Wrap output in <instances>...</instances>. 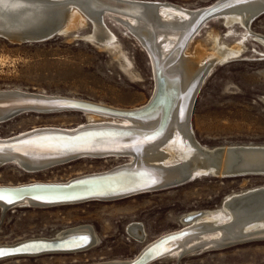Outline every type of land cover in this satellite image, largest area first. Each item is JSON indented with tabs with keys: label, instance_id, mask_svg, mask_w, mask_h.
Returning a JSON list of instances; mask_svg holds the SVG:
<instances>
[{
	"label": "rangeland",
	"instance_id": "374dc122",
	"mask_svg": "<svg viewBox=\"0 0 264 264\" xmlns=\"http://www.w3.org/2000/svg\"><path fill=\"white\" fill-rule=\"evenodd\" d=\"M141 1L168 2L196 11L220 0ZM103 18L105 28L115 35L109 48L86 37L94 31L89 18L64 36L42 43L13 44L0 38V91L76 97L117 109H135L148 102L155 90L149 52L125 25L107 13ZM222 21L223 17L207 19L183 47V54L192 53L201 44L210 52L212 30L225 46L239 41L243 44L240 55L217 65L199 83L188 114L190 125L196 140L209 148L264 145V45L257 38L264 37V14L254 19L249 29L239 24L226 26ZM126 62L130 63L127 71ZM88 121L77 110H28L0 123V139L20 136L34 128H77ZM129 162V156H80L33 171L11 162L0 167V185L66 182L125 167ZM263 185L264 175L200 176L119 199L0 207V245L54 238L80 228L93 229L94 233L93 242L78 253L3 258L0 264H106L130 260L156 238L187 227L182 221L188 213L198 211L199 215L217 209L229 194ZM133 224L143 230L142 241L131 234ZM221 245L203 250L191 248L150 264H264L263 237Z\"/></svg>",
	"mask_w": 264,
	"mask_h": 264
},
{
	"label": "bare ground",
	"instance_id": "6f19581e",
	"mask_svg": "<svg viewBox=\"0 0 264 264\" xmlns=\"http://www.w3.org/2000/svg\"><path fill=\"white\" fill-rule=\"evenodd\" d=\"M7 1L8 0H0V29H8L15 31L21 27H27V25L33 23L29 20L30 16L40 13H42V15H45L44 11L46 9H44L43 7L33 6V5L26 6L21 3H14V2L10 3V1L9 2ZM78 1L79 3H77V6H73V4L67 6V8L69 9L66 12V18H65L66 20H65V28H64V31H66L65 33H68L72 28L83 25L85 23V20L91 17L90 19L94 24V31L92 34L86 37L89 40H91V42H95L97 44L100 43L106 48L112 47L113 41L115 40V35L111 31L105 28L104 25L105 23L103 18L105 13H107L111 19H114L120 22L122 25H125V27L131 30L132 32L136 31L140 35L142 40H146L148 42V45L150 47V50L154 54V57L158 58L159 60H162L161 62L163 63V67H164L162 74L165 77V79H167L163 87V91L166 94V96H163L161 98L160 100L161 103L158 105V107H156L155 110H153L151 113L148 114L146 113V115L145 114L143 116L140 115L141 118H128L123 116L98 113L94 111L70 109L72 111L73 110L82 111L87 116L89 121L87 123H84L83 125H79L80 127L77 128L74 127L71 129L55 128V127L54 129L52 128V126L51 128L48 127L34 128L31 131L21 133L20 135L22 136L20 137H24L25 135L27 136V134H31V132L41 129L65 130L68 132V135L69 133L73 134L74 132L77 131V129L78 130L88 129L87 133L83 134L82 136L71 137V138H66L70 136L61 137L52 134L49 136L46 135L37 136L39 139H37V137H34L32 139L27 140L30 141L29 143L18 144L16 146L18 147V150H27L28 152L32 153L31 155H34V154L44 153L45 150H48L50 147L66 146V147L77 148V147H83L89 144V142L91 141L100 143L98 147H103V148L106 147L104 146L106 144L112 145L111 146L112 148L125 149L129 152H123V153L115 152V154H109V155L107 154L101 156H114V157L129 156L130 162L125 165L126 167H121V169H130V168L137 169L140 172L137 175L139 178L138 177L137 179L135 178V182L139 180H146L147 183L152 184L154 180L153 177H156L159 183L164 180L169 181L174 179H181L183 176H188V175L190 176V180L199 178L200 176H213V175H209L208 173H214V176L222 177L230 173L231 172L230 170L233 169V167L236 166V164H239L238 162L240 161V157L237 154V152H235L236 148L264 146V145L248 144V145H233L226 147L221 146V147L209 148L201 145L196 140L197 138L195 137L194 134L195 132L192 129L193 127H191L190 125L188 119L190 115L188 116L189 113H187L189 101L186 102L184 100L185 98L180 101L178 107L175 109L174 112L170 111L168 117L169 122L164 128H162V130L160 129L165 100L172 105V103H174L173 94L175 90L178 89L183 93H186L187 90H189V88L191 87V85L195 84L193 93H196L197 89L200 87L198 86L197 83L203 82V80L217 67V65L224 64L229 59L237 57L243 52V44L241 43V41L235 43L232 46L230 45L231 47H228L227 45L225 46L224 44H222V42H220L219 34L212 30L209 34V38L212 39V43H213L210 52L205 48L206 46L201 44L199 46H196L195 50L192 53L188 54L184 52L185 54H183V47L185 43H187V41L184 44L183 42L185 40L186 35L189 33V28L193 26L196 17L200 15L199 13L201 11L208 9L210 6H213L214 4L193 11L168 2L143 1L148 4H153L154 6L149 5V7L145 10L136 8V11L135 10L132 11L134 16H130L120 13L118 11H112L108 9L104 10V12H102L103 14H101L99 12L100 11L99 6L93 5L92 0H78ZM136 1H141V0H136ZM223 1L226 0H220L219 2H217V4ZM256 7L257 6L255 5L242 6V7L237 6L234 8L227 9L224 12H221L220 14L214 17H223L222 22L226 26L239 24L249 29L256 15ZM48 10L51 11L52 9H48ZM257 38L264 45V37L257 36ZM129 65H130L129 62L125 63L124 67L126 71L128 70L127 68ZM154 67L155 66L153 65V68ZM153 79H155V84H156V76ZM196 84L198 88H195ZM14 95L17 94L2 93L0 94V99H8L10 96H14ZM34 98H43L46 100L63 99V98L82 100L81 98H76V97L52 96V95L34 97ZM82 101L96 103L89 100H82ZM149 101L144 103L142 106H138L137 108L145 106L146 104L149 103ZM96 104L114 108V106L112 107L103 103H96ZM28 110H36L37 112L39 111L42 113L48 111L50 112L67 111L69 109L25 108L12 113L13 116H15L19 113ZM8 113H10L9 108L0 107V119L6 116V114ZM2 121L4 122V120H0V123ZM92 130H96V131L93 132ZM0 140L3 139L1 138ZM125 142H130V143L126 144ZM127 145H130L131 147L126 149ZM91 156L97 157L95 155H91ZM11 162L19 164L28 171L48 168L63 163L60 162L54 164V162H51L53 163L51 165L50 164L39 165V162L31 161L28 158H23L16 154H12V153L0 154V167L1 166L3 167V165ZM148 171L155 174L146 173ZM107 172L109 171H105L102 173H107ZM102 173H93V174H102ZM93 174H87L83 176H89ZM83 176H78L75 178H79ZM125 180L126 177H121L118 186L122 185L125 182ZM31 183H35V182H31ZM48 183H52V182H48ZM53 183H64V182H53ZM18 185H22V184H18ZM0 186H8V185H0ZM9 186H14V185H9ZM262 188H264V185L249 188L245 191H242L241 193L229 194L225 199L222 200L219 208L203 211L197 216V218H195L191 222H186L183 219L182 221L183 225L187 226L185 228L192 230V232L196 231L197 233L194 236H189L182 243L179 249L170 252L165 257H168L172 254H174L175 256H179L180 254H182V252L183 253L187 252L185 250L191 248L192 249L199 248L203 250V249H209V247L211 248L212 246L221 247L223 246L221 245V243L223 242L228 243L229 241L233 243L232 241L237 240L239 238H241V243H243L249 238L254 237L255 239L256 236L254 235L256 234L259 235L263 234L264 233V196H262L261 198H255L254 193H252L257 190H261ZM144 192H148V191H144ZM241 194H250V195H246L247 197L244 196V198H241L238 201L234 200V202L231 204L230 200L233 199L235 196H238L237 198H240L239 196H241ZM92 200H96V199H92ZM104 200H111V199H104ZM24 203L37 205V206L45 205V203H41L33 200H27V199L25 201L17 203L16 205L24 204ZM72 203H76V202H72ZM9 204L10 203L7 200H3V201L0 200L1 208L5 209L8 206H10ZM188 214L190 216L195 215L198 214V211L190 212ZM129 229L135 239H137L138 241H142L143 238L141 232L143 230L141 229V227H139L136 224H133ZM179 230L180 229H177L172 232H168L156 238L155 240L151 241L149 245L156 242L160 238ZM69 237L70 239L66 243L75 242L74 244H76L77 243L76 241H79V239L86 238V242L84 246L87 247L93 242L94 233H93V229L89 230L88 228L73 229V230L65 231L54 238L53 237L30 238V239L22 240L12 245H0V247L15 246L33 240L34 241L62 240ZM149 245H147L145 248H147ZM86 247L75 250H68V251L58 250V251L39 252L35 254L9 256L6 258L18 257V256H39V255L54 254V253L73 254V253L81 252ZM138 256L139 254L130 260L111 261L106 264H129L133 262Z\"/></svg>",
	"mask_w": 264,
	"mask_h": 264
},
{
	"label": "water",
	"instance_id": "95a60500",
	"mask_svg": "<svg viewBox=\"0 0 264 264\" xmlns=\"http://www.w3.org/2000/svg\"><path fill=\"white\" fill-rule=\"evenodd\" d=\"M9 1L10 3L13 2L21 3L26 6L28 5L40 6L46 9L44 11L45 15H42V13H40L30 16L29 20L33 23H30L29 25H27V27H21L15 31L8 29H0V38L10 41L13 44L42 43L54 39L56 37L64 36V34H66L65 33L66 31H64L66 12L69 9L67 8V6L71 4H73V6H77V3H79L78 0H8L7 2ZM92 1H93L92 3L93 5L99 6L100 8L99 12L101 14H103L102 12H104V10L108 9L112 11H118L120 13L130 16H134L132 11L133 10L136 11V8L145 10L149 7V5H153L143 1H136V0H92ZM252 5L257 6L256 15L254 19L264 14V0H226L220 2L219 4L215 3L213 6H210L208 9H205L199 13L200 15L196 17L193 26L189 28V33L186 35L183 44L193 34V32L199 26H201V24H203L207 19L212 18L230 8H234L237 6L242 7V6H252ZM48 9H52V10L49 11ZM133 33L140 40V42L147 49V51L150 52L149 54L155 66L154 67L155 68L154 73L156 76L155 90L149 103L146 104L145 106L137 109H116L82 100H73L67 98L46 100L43 98H34L41 96L24 94L20 92L3 91L0 92V94L10 93L17 95L10 96L8 99H0V107L9 108V112H10L6 114V116L2 117L0 120H7L13 116L12 112L22 110L25 108L80 109V110L94 111V112L110 114V115L123 116L128 118H141L140 115L143 116L144 114L146 115V113L147 114L151 113L161 103L160 102L161 98L163 96H166V94L163 91V87L167 79H165V77L162 74L164 69L163 63L161 62L162 60H159L158 58L154 57V54L150 50V47L146 40H142L140 35L136 31ZM197 84L199 85V83ZM194 85L195 84H192L186 93H183L178 89L175 90L173 94L174 103H172V105L165 100L163 107L164 110L162 115V123L160 127L161 130L169 122L168 117L170 111L174 112L175 109L178 107L180 101L184 98L186 102L189 101L187 108V113H189L191 101L195 94L193 93ZM196 86L195 88L198 87ZM87 130L88 129L86 130L77 129L76 132H74L73 134L69 133V135L68 132L65 130H52V129L35 130L31 132V134H27V136L25 135L24 137H20L22 136L20 135L10 139L0 140V145L5 146L3 151L0 152V154L12 153L23 158H28L31 161L39 162V165H44V164L51 165L53 164L51 162L57 164L84 155L101 156L107 154L108 155L115 154V152H121V153L129 152L125 149L112 148L111 147L112 145H108V144L104 145L106 146L104 148L98 147L100 143L94 141L89 142V144L83 147H77V148L67 147L73 149L71 151L55 153L49 150H45L44 153L34 154L36 156L31 155L32 153L28 152L27 150H18V147H16L18 144L25 143V141H27L28 139H32L37 136H42V135L49 136L52 134L61 137L70 136L66 138H71V137L82 136L83 134L88 132ZM92 131L94 132L96 130H92ZM125 143L128 144L130 142H125ZM130 147H131L130 145H127L126 149ZM235 152H237V154L240 157V161L238 162L239 164H236V166H234L233 169L230 170L231 172L224 176L264 175V146L240 147V148H236ZM139 172H140L139 170L134 168H130V169L118 168L111 170L107 173L93 174L89 176L74 178L64 183L35 182V183H28V184H22L16 186L15 185L0 186V194L6 197L5 200H7L10 203L9 205L17 204L19 202L25 201L26 199L45 203V205H49V204L51 205V204L81 202L92 199L104 200V199L123 198L144 191L179 185L190 180V176L188 175V176H183L181 179H174L169 181L164 180L161 181L160 183L157 181L156 177H153L154 180L152 184L147 183L146 180H139L135 182V178L137 179L138 177L137 175L139 174ZM146 173L155 174L149 171ZM208 174L214 176V173H208ZM121 177H126L127 181L125 180V182L122 185L118 186ZM252 193H254L255 198H261L262 196H264V188ZM11 195L19 196L21 198L9 201L7 198ZM246 195H250V194H241V196H239L240 198H237L238 196H235L233 199L230 200L231 204L234 202V200L238 201L241 198H244V196ZM197 216H198L197 214L191 216L189 215L184 220L186 222H191L192 220L197 218ZM196 233H197L196 231L192 232V230L186 228H181L179 231L170 233L160 238L156 242L152 243L147 248H145L139 254V256L129 264H150L154 261H157L168 255L170 252L179 249L182 243L189 236H192ZM256 235H257L256 237H264V234L259 236L258 234ZM69 239L70 237L62 240H49V241L33 240L15 246L0 247V249L15 250L10 252L9 254L0 256V259L9 256L35 254L39 252L58 251V250L68 251V250H75L86 247L84 246L85 243L80 245L78 241H76L77 242L76 244H74L75 242L66 243ZM239 240H241V238L234 241L236 242Z\"/></svg>",
	"mask_w": 264,
	"mask_h": 264
},
{
	"label": "snow or ice",
	"instance_id": "6c2138e0",
	"mask_svg": "<svg viewBox=\"0 0 264 264\" xmlns=\"http://www.w3.org/2000/svg\"><path fill=\"white\" fill-rule=\"evenodd\" d=\"M37 139H39V138L37 137ZM74 139H75V138H74ZM29 142H30V141H26L25 143H29ZM4 147H5L4 145H0V152L3 151ZM10 147H11V146H10ZM48 150L51 151V152L59 153V152L71 151V150H73V149H71V148H67V147H63V146H59V147H50ZM37 187H39V186H37ZM13 191H15V190H13ZM20 198H21V197H19V196L11 195V196H9L7 199H8L9 201H12V200H15V199H20ZM5 199H6V197H5L4 195L0 194V200H5ZM85 242H86V238H81V239H79V241H78V243H79L80 245L84 244ZM12 251H15V250L0 249V256H3V255H6V254H9V253L12 252Z\"/></svg>",
	"mask_w": 264,
	"mask_h": 264
}]
</instances>
